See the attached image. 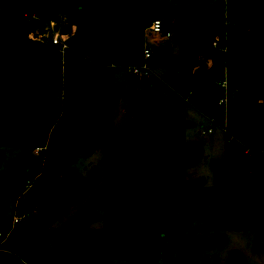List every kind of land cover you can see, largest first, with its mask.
<instances>
[{
	"label": "rangeland",
	"instance_id": "374dc122",
	"mask_svg": "<svg viewBox=\"0 0 264 264\" xmlns=\"http://www.w3.org/2000/svg\"><path fill=\"white\" fill-rule=\"evenodd\" d=\"M210 1L155 0L158 8L191 7L192 23ZM249 1L256 8L254 20L245 28L232 25L226 29V56L230 62L235 59L237 39L254 37L259 49L264 45V0ZM65 6L66 3L63 5L56 0L55 11L47 18H41L36 10L27 9L25 20L40 26L28 35L35 41L34 47L38 51L48 43L46 34L50 22H57L61 13L66 15ZM227 8L229 11V4ZM142 14V0H104L106 30L101 36L90 39L85 25L70 27L71 36L78 34L80 37L78 56L103 66L112 86L119 91L112 107L113 126L105 134L103 148L86 157L77 155L72 164L78 181L93 180L97 184L81 201L63 212L61 200L57 198L63 181L61 150L50 148L52 134L46 146L39 147L41 151L37 154L36 148H4L0 165V227L10 229V240L5 249H0V264H66L80 251H85L89 257H106L104 264H177L181 257H187V264H228L233 251L239 252L247 264H264V230L256 233L223 229V191L215 184L210 162L224 157V132L218 124L213 125L186 105L183 96L162 81L163 68L152 67L150 76L144 80L133 78L127 72L126 66L141 62L139 56L145 48L155 56L162 49L175 56L181 54L179 40L153 34L147 28L141 35H130L121 43L116 41L117 36L138 22ZM161 19L168 25L174 20ZM107 51L116 53L115 67L109 65ZM60 59L59 77L48 80L46 93L49 99L58 102L63 99V67L66 62L65 56L60 55ZM195 74L200 80H210L203 61ZM141 81L148 85L146 90L141 89ZM213 94L226 99L225 92L215 82ZM209 127H212V133L203 134ZM189 142L199 143L203 150L194 167L182 165L185 144ZM233 144L247 147L246 152L249 150L264 159L263 137L252 139L243 135ZM169 160H176L181 165L177 175L160 176L159 169ZM122 175H143L149 179L146 188L180 189L187 181L195 179H202L204 185L199 199L190 205L172 203L160 197L145 206L142 188H122L117 197L120 211L101 209V218L90 224L84 236L68 240L64 225L93 198L95 191L113 186ZM259 196L258 189L246 188L232 202ZM19 216H24L22 221L13 224L12 219ZM218 234L226 236L224 246L196 254L202 241ZM151 237L154 243L149 245ZM113 242L129 246L133 256H114ZM43 243L55 260L44 261L35 254V248Z\"/></svg>",
	"mask_w": 264,
	"mask_h": 264
},
{
	"label": "trees",
	"instance_id": "16d2710c",
	"mask_svg": "<svg viewBox=\"0 0 264 264\" xmlns=\"http://www.w3.org/2000/svg\"><path fill=\"white\" fill-rule=\"evenodd\" d=\"M141 19L121 32L116 41L123 42L132 34L141 35L153 20L174 18L168 25L173 40H179L180 55H172L162 49L153 57V68H164L163 80L193 107L207 118L214 119L224 129V157L211 160L210 168L215 184L221 186L223 199V228L225 231L264 230V159L248 155L245 147L234 145L243 135L255 139L264 138V46L258 50V40L243 37L235 44V63L230 66L225 55V33L229 26L225 0H211L205 10L192 23L191 7L158 8L155 0H142ZM65 13L69 26L63 28L70 34V27L85 25L88 37L101 36L104 24V0H66ZM56 0H0V165L4 148L32 149L44 147L52 134V149L61 150L62 185L57 192L62 211L81 201L96 187V181H78L72 166L77 155L86 157L103 148L105 134L113 126L112 107L119 97L104 67L81 59L80 37H69L73 51H66L63 67V99L58 102L47 97V82L58 78L61 59L58 47L47 43L38 51L35 41L28 38L39 25L25 20L27 9L36 10L41 18L55 11ZM236 13L239 26L253 21L255 6L249 0H236L229 12ZM216 43L213 47L212 44ZM200 58L209 60V81L196 78L194 69ZM227 70L226 101L219 104L214 92V82L221 80ZM141 89L148 85L141 81ZM202 147L189 142L184 148L185 167H194L201 159ZM239 162H250L248 171ZM181 165L176 160L165 162L159 169L160 176L177 175ZM163 179V178H162ZM149 179L122 175L114 185L95 191L81 210L65 225L68 240L85 235L86 229L101 218L100 210L120 211L117 200L122 188H142V199L149 206L160 197L172 203L193 204L204 185L202 179L190 180L180 189L166 187L146 188ZM246 188L260 192L257 199L239 200L237 194ZM9 228L0 227V249L10 240ZM154 243L151 237L149 245ZM226 244L224 234L215 235L201 242L196 254ZM112 254L116 257L133 256L130 247L113 242ZM35 254L44 261L55 260L43 243L35 248ZM106 257H89L85 251L74 254L66 264H104ZM181 257L177 264H187ZM228 264H247L237 251L230 254Z\"/></svg>",
	"mask_w": 264,
	"mask_h": 264
},
{
	"label": "built area",
	"instance_id": "2783aa9c",
	"mask_svg": "<svg viewBox=\"0 0 264 264\" xmlns=\"http://www.w3.org/2000/svg\"><path fill=\"white\" fill-rule=\"evenodd\" d=\"M61 4L64 5L66 0H59ZM69 26V21L64 13H61L58 15L57 22H50V29H48V33L46 34V37H48V42L51 43L54 46L58 47V51L61 54V56L65 55L66 51H73L74 52V46L70 44L69 42V34L63 33V28ZM149 30L154 34H164L166 38H172L173 32L168 28L165 21L162 19H156L153 20L149 25ZM213 47L216 46V43L214 42L212 44ZM153 59V54L149 48H145L141 55V62L137 65L132 66H126L128 74L133 78H140L142 80L146 79L150 76L152 71L151 61ZM111 67H115V64L110 62L109 64ZM219 89L223 90L226 94V86H227V78L226 74L224 77L216 82ZM226 99H219V104H224ZM209 121L216 125V121L214 119L209 118ZM212 127H209L206 131V133H211ZM204 134V132H203ZM41 149L36 148L35 154L40 153ZM248 155H255V153L249 152L247 150L246 152ZM258 156V155H257ZM24 216L14 217L12 219L13 224H19ZM8 234L6 235V237ZM1 237V233H0Z\"/></svg>",
	"mask_w": 264,
	"mask_h": 264
},
{
	"label": "crops",
	"instance_id": "0c3cea01",
	"mask_svg": "<svg viewBox=\"0 0 264 264\" xmlns=\"http://www.w3.org/2000/svg\"><path fill=\"white\" fill-rule=\"evenodd\" d=\"M225 3H227V5L229 4L230 5V7H232V6H235V4H236V0H229V1H226L225 0ZM227 18H228V22H230V25L229 26H232V25H236V27H247L249 24H250V22L247 24V25H245V26H239L238 25V23H237V16H236V13L234 12V13H231V15H230V12L228 11V13H227ZM197 21V20H196ZM167 24V23H166ZM167 26H168V24H167ZM149 27V26H148ZM148 27H146L147 29H149ZM150 31V30H149ZM154 34V33H153ZM70 36H71V33L69 34ZM133 35V34H132ZM156 35H158V34H156ZM226 36V35H225ZM243 38V37H242ZM169 39H172L173 40V37L172 38H169ZM241 39V38H240ZM237 40H239V39H237ZM237 40H236V42H237ZM174 41V40H173ZM236 44V43H235ZM259 46V45H258ZM264 46V45H263ZM263 49V48H262ZM262 49H259V47H258V50L261 52L262 51ZM112 54V55H111ZM142 55V54H141ZM141 55L139 56L140 58H141ZM225 55H226V45H225ZM106 56L108 57V61H110V62H114L115 60H116V58H117V55H116V53L115 52H111V51H107L106 52ZM153 57H155V55L153 54ZM226 60H227V62H228V64L230 65V66H232L234 63H235V59H234V61L233 62H230V61H228V59H227V56H226ZM204 62V64H205V66H206V71H207V74H208V68H209V65H210V62H209V60H207V59H204V58H200L199 60H198V63H197V65H196V67H195V69H194V74L196 73V69L198 68V66H199V63L200 62ZM164 69V68H163ZM165 71H164V74L166 73V69H164ZM227 71V70H226ZM164 74H163V76H164ZM163 76H162V81L167 85V86H169L164 80H163ZM195 76H196V74H195ZM196 78H197V76H196ZM170 87V86H169ZM172 89V88H171ZM174 90V89H173ZM178 93V92H177ZM179 95H181L180 93H178ZM182 96V95H181ZM184 99V101H187L188 100V97L187 98H183ZM196 110V109H195ZM199 112V111H198ZM200 113V112H199ZM201 114V113H200ZM203 117H205L206 119H208L209 120V118H207L206 116H204V115H202ZM187 124H189V123H187ZM217 125V124H216ZM219 126V125H218ZM220 127V126H219ZM221 128V127H220ZM221 130L224 132V129L223 128H221ZM213 131V130H212ZM204 132V131H203ZM202 132V133H203ZM212 133V132H211ZM211 133H209V134H211ZM204 134H206V132H204ZM224 134H225V132H224ZM246 149H248L247 147H245ZM262 149L264 150V144L262 145ZM260 197V196H259ZM255 199H257V198H255ZM248 200V199H247ZM222 223H223V212H222ZM224 229V228H223Z\"/></svg>",
	"mask_w": 264,
	"mask_h": 264
},
{
	"label": "water",
	"instance_id": "95a60500",
	"mask_svg": "<svg viewBox=\"0 0 264 264\" xmlns=\"http://www.w3.org/2000/svg\"><path fill=\"white\" fill-rule=\"evenodd\" d=\"M239 165L246 171L250 168V162H239Z\"/></svg>",
	"mask_w": 264,
	"mask_h": 264
}]
</instances>
